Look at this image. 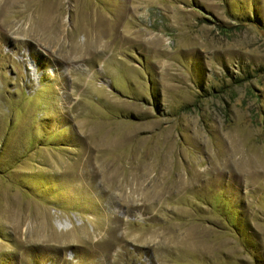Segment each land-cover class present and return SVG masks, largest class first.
I'll return each mask as SVG.
<instances>
[{"label":"rangeland","instance_id":"obj_1","mask_svg":"<svg viewBox=\"0 0 264 264\" xmlns=\"http://www.w3.org/2000/svg\"><path fill=\"white\" fill-rule=\"evenodd\" d=\"M0 264H264V0H0Z\"/></svg>","mask_w":264,"mask_h":264}]
</instances>
